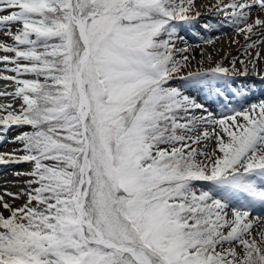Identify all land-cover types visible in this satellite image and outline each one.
<instances>
[{"label": "snow or ice", "instance_id": "6c2138e0", "mask_svg": "<svg viewBox=\"0 0 264 264\" xmlns=\"http://www.w3.org/2000/svg\"><path fill=\"white\" fill-rule=\"evenodd\" d=\"M0 34V264H264V0H0Z\"/></svg>", "mask_w": 264, "mask_h": 264}, {"label": "rangeland", "instance_id": "374dc122", "mask_svg": "<svg viewBox=\"0 0 264 264\" xmlns=\"http://www.w3.org/2000/svg\"><path fill=\"white\" fill-rule=\"evenodd\" d=\"M220 34L221 36H223L224 38H226V47L227 49H230L229 51H227L226 49V53H230L231 56L235 57L238 55V49H240L242 46L245 45V40H244V36L243 35H240V36H236L234 32L232 31H228L227 34H223V33H218ZM208 36L210 38H214L212 36V34H208ZM0 40H4V42H10L8 41L6 38H4L2 36V34L0 35ZM233 40H239V43L236 44V43H232ZM201 45L202 47H205V45L202 44L201 42ZM262 50L261 51V59L257 62V68L261 71V72H264V46H261ZM255 54V52L253 51V55ZM0 55H4L3 53H0ZM11 55V54H9ZM191 55H194L196 57L197 60H199L201 57H200V49L199 48H196L195 47V44L193 43V47H192V52H191ZM241 59L244 58L243 56L240 57ZM218 59V58H217ZM226 66H228V62L226 61L225 62ZM4 67L3 64H0V68ZM205 67H207V65H205ZM237 67H239V64H237ZM7 73V72H5ZM8 75H11V73H7ZM3 75V73H2ZM8 84H10V82L8 81H5V82H2L0 83V86H7ZM9 91L12 90V88L10 87V89H8ZM0 91H2V89L0 88ZM18 103V102H17ZM12 136H15L16 133H11ZM14 147H16L15 145L13 144H7L4 146V148H7L8 150H12ZM20 169H29L30 166L29 165H21V166H18ZM15 177L13 176L12 174V171H8V172H5L3 171L2 169H0V180L1 181H12L14 180ZM11 191L15 192L17 191L20 187H23L22 184H16L15 187L12 186V184H8L7 185ZM2 190V189H0ZM19 203H23V200H21ZM19 206V204L17 205ZM5 215H7V213H5ZM259 227V226H257Z\"/></svg>", "mask_w": 264, "mask_h": 264}, {"label": "bare ground", "instance_id": "6f19581e", "mask_svg": "<svg viewBox=\"0 0 264 264\" xmlns=\"http://www.w3.org/2000/svg\"><path fill=\"white\" fill-rule=\"evenodd\" d=\"M0 35H1V34H0ZM217 35H220V34L217 33ZM213 47L216 48V49H222V51L219 53V55L216 56V58H219V56L224 55L227 51L230 50V49H227V47H226V38H224V37L221 36V35H220V39L216 41V44H215ZM213 47H209V46L205 45L204 48H207V50H208L209 52H211V51L213 50ZM226 49H227V51H226ZM260 50H262V48H261ZM262 51H263V50H262ZM1 82H4V80H0V83H1ZM3 150H4V151H10V150H8L7 148H3ZM3 183H4V182L0 180V185H3Z\"/></svg>", "mask_w": 264, "mask_h": 264}]
</instances>
